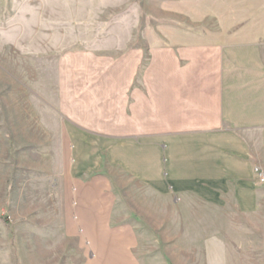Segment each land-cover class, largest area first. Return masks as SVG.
Returning <instances> with one entry per match:
<instances>
[{"label":"crops","instance_id":"0c3cea01","mask_svg":"<svg viewBox=\"0 0 264 264\" xmlns=\"http://www.w3.org/2000/svg\"><path fill=\"white\" fill-rule=\"evenodd\" d=\"M215 3L222 9L198 20L214 15L217 27L177 31L181 41L153 46L149 75L122 61L64 99L50 228L82 257L87 248L83 264L153 261L137 247L143 230L157 235L161 212L213 213L225 229L229 214L261 209L264 0Z\"/></svg>","mask_w":264,"mask_h":264},{"label":"rangeland","instance_id":"374dc122","mask_svg":"<svg viewBox=\"0 0 264 264\" xmlns=\"http://www.w3.org/2000/svg\"><path fill=\"white\" fill-rule=\"evenodd\" d=\"M219 9L215 0H0V264H83L87 248L82 257L50 228L64 99L122 61L149 75L153 46L217 27L214 15L198 18ZM262 204L253 215L229 214L225 229L213 213L161 212L157 235L143 230L139 255L152 257L144 264H264Z\"/></svg>","mask_w":264,"mask_h":264},{"label":"built area","instance_id":"2783aa9c","mask_svg":"<svg viewBox=\"0 0 264 264\" xmlns=\"http://www.w3.org/2000/svg\"><path fill=\"white\" fill-rule=\"evenodd\" d=\"M256 172V177L260 183L264 181V176L263 174L258 170V168L255 169Z\"/></svg>","mask_w":264,"mask_h":264}]
</instances>
